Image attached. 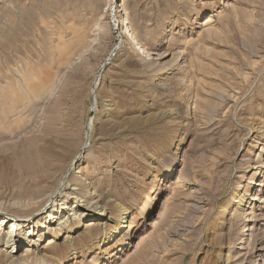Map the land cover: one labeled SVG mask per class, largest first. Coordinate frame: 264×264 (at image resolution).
I'll use <instances>...</instances> for the list:
<instances>
[{
	"label": "rangeland",
	"instance_id": "374dc122",
	"mask_svg": "<svg viewBox=\"0 0 264 264\" xmlns=\"http://www.w3.org/2000/svg\"><path fill=\"white\" fill-rule=\"evenodd\" d=\"M59 127L84 158L37 216L32 151ZM75 175L96 227L85 203L50 222ZM5 214L0 264H264V0H0ZM10 226L36 234L12 259Z\"/></svg>",
	"mask_w": 264,
	"mask_h": 264
},
{
	"label": "bare ground",
	"instance_id": "6f19581e",
	"mask_svg": "<svg viewBox=\"0 0 264 264\" xmlns=\"http://www.w3.org/2000/svg\"><path fill=\"white\" fill-rule=\"evenodd\" d=\"M210 21L211 20L207 18V21H206L207 24ZM123 22H125L126 24L123 28L124 33L121 34V37L122 39L127 37V39L124 41L125 44L132 43L135 49H138V50L144 49L145 45L142 42L138 43L134 40H131V33L129 32L127 20ZM66 127L68 126L66 125ZM32 153L36 156L35 157L36 161H35L34 167L32 169H29L28 171L30 184L28 188L29 194L27 197L31 201L35 199L37 201V199H40L39 201L32 203V206H31L32 209H35V211H38L37 216H40L42 214H45L44 213L45 207L51 202L53 195H55L57 192L58 186L56 185L58 183L59 176L60 175L62 176V174L64 173L63 171L69 166H72L75 160H76V163H80L82 161V158L84 157H81V153L76 145L75 137L70 133L69 129L63 128V127L58 129L57 131L52 132L48 136V138L45 139L44 144L40 146L39 148L33 150ZM80 170L81 169H79V172H81ZM72 182H73L72 183L73 185H72V189H70L71 191L69 193V196H66L63 199H61L63 201L62 209L65 210L69 208V205L71 203L69 202V199L74 201V204H76V207L71 210L68 209V213L66 214L67 217L65 216L67 219H65V217H59V215H61L63 211L56 210L55 208H53L54 211L52 210L53 212L52 213L50 212L49 214L50 222L56 220L54 224L58 222L59 226L61 225L66 226L68 223V220H71V219L73 220L77 217L79 211L81 210L80 205L85 203L87 206L90 205L88 206L89 208L90 207L94 208V210L96 211L87 215L88 218H90L89 220L85 221L84 219H80L78 224L86 228L96 227V224L102 219L105 213L97 212L98 202L94 203L95 198L94 197L91 198L90 196H88L89 191H87L88 186L84 183L85 179L79 180V177L76 176V177H73ZM8 214L2 215V217L0 218V233L2 231L1 226L10 225V223L13 221V218H17V216H19L17 214H12V215H8ZM23 218L24 219H22L21 222L29 225L30 222L33 220V213L25 215ZM245 230L249 231L250 229L246 227ZM30 233L31 234L28 235V238L26 235L24 236L25 238L23 241H17L16 240L17 236H15L17 234V230H14V226H10L8 228V231L6 232V239L8 241H6V251L4 249L5 255L10 257L11 259L14 258L12 254L15 251H19L23 242H26L25 240L30 239L32 236H34L35 238L36 234L34 233V230H30ZM54 236L56 237L57 233H55ZM0 238H1V235H0ZM12 239H13V243H12ZM35 241L36 240L33 241V239L30 240V244L35 243ZM56 245H57V242L55 240L49 239L48 244L46 247H44V249L48 251H52L55 249ZM28 251L29 250H27V252ZM22 260H25V258L23 257Z\"/></svg>",
	"mask_w": 264,
	"mask_h": 264
}]
</instances>
